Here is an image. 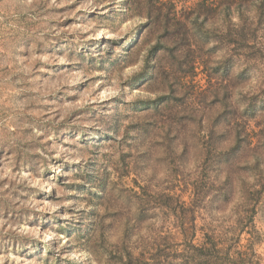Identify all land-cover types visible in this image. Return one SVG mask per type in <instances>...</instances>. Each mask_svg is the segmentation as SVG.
<instances>
[{
  "label": "clouds",
  "instance_id": "1",
  "mask_svg": "<svg viewBox=\"0 0 264 264\" xmlns=\"http://www.w3.org/2000/svg\"><path fill=\"white\" fill-rule=\"evenodd\" d=\"M0 264H264V0H0Z\"/></svg>",
  "mask_w": 264,
  "mask_h": 264
}]
</instances>
